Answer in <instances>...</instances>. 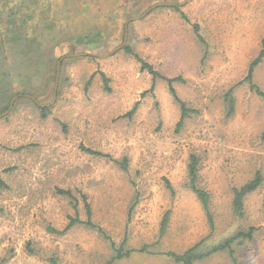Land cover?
<instances>
[{
	"label": "rangeland",
	"instance_id": "rangeland-1",
	"mask_svg": "<svg viewBox=\"0 0 264 264\" xmlns=\"http://www.w3.org/2000/svg\"><path fill=\"white\" fill-rule=\"evenodd\" d=\"M13 32L26 43L6 44L0 95V115L17 96L0 118V264H106L114 253L97 230L49 231L86 220L82 195L92 223L135 251L111 264H178L166 254L201 242L206 256L194 264H264V99L245 82L264 39V0H0V37ZM73 54L82 56L62 60L54 94L57 62ZM165 79H182L173 87L189 112L179 128ZM252 81L264 91V59ZM192 155L212 229L189 187ZM256 177L236 215L234 191ZM250 228V240L231 244L235 263L212 252Z\"/></svg>",
	"mask_w": 264,
	"mask_h": 264
},
{
	"label": "trees",
	"instance_id": "trees-1",
	"mask_svg": "<svg viewBox=\"0 0 264 264\" xmlns=\"http://www.w3.org/2000/svg\"><path fill=\"white\" fill-rule=\"evenodd\" d=\"M13 17L15 18L16 15L13 16L12 14H8L6 19L8 21H10ZM13 24H14V22H13ZM196 36L198 39L201 38L198 33L196 34ZM0 39H1L0 40V78H1L0 79V86H1L0 95H1L2 93L5 92L6 86H8V83H7L8 77L7 76H10L7 73L9 70L5 69V66H6L7 60H8V57L6 56L7 51H8V47L6 44L9 42L10 43L15 42V45L17 47H23V45L26 43V41H25L26 39L20 32H17V33L13 32V34L5 35L2 38L0 37ZM126 51L130 52V50L128 48H126ZM136 58H138V57H136ZM263 59H264V39L261 41V48H260L258 56L254 60L251 61L250 65L248 67L247 76L245 78V82H247L249 84L250 90L253 91L257 97L262 98V99H264V91L260 90L253 83L252 74H253L254 69L262 62ZM138 60L140 61V59H138ZM144 69L148 70V72L152 75L153 80L160 78L158 76V74L153 69H151L150 66L142 63V70H144ZM165 80L168 84V89H169L171 96L173 97L174 101L180 107L181 116H180V120L177 124V128H179L181 126L184 118H186L188 116V112H189L188 109L186 108V105L182 101H180L178 99V97L176 96V93H175V90L173 87V84L175 82H182V79H165ZM232 91H233L232 89L229 90L228 93L225 95V100L228 103L227 116H231L233 114V111H234V100L232 97ZM3 102H5V101H3ZM4 104L8 105L7 101ZM35 104L40 108L41 117L46 118L47 114H48V106H43V105L40 106V104H38V102ZM6 109H7V106H6ZM134 110H133V112H134ZM132 113H130V114H132ZM262 137L264 138V132L262 134ZM91 153L95 154V155L97 154L95 152H91ZM197 173H198V159L194 155H192L190 157V164L188 166L189 187H190L191 191L197 196V198L201 202L202 209L206 213V217L208 220L209 227H210V229H212L213 219H212V216L210 215V211H209V196L205 191H203L197 187V179H198ZM260 183H261V180L259 179V177H256L254 180L249 181L244 186H242L240 189H236L234 191V198H233L232 206H233V211L236 215H240L242 213L243 198L246 195L254 192L259 187ZM0 185L2 186L1 179H0ZM58 194L64 195L69 200H71V202L73 203L74 210H77V207H78L77 206L78 205L77 199L73 196V194L70 191L58 190ZM81 199L83 201V207H84V210L86 213V220L82 221L78 217L71 218L68 225L64 228L63 231L58 232V231H55L52 228H50L49 229L50 232L61 235V234L66 233L68 230H70L75 225H84V226H87L89 228L97 230L104 237V239H106L109 242L110 247L114 253L113 257L106 264H111L114 261L129 257V255L132 252H135V251H123L122 248H120V247L117 248L115 243L112 242L111 239L107 235H105V233L102 231V229L98 228L95 224L92 223L90 205L88 204L86 197L84 195L81 196ZM167 222H168V215H165L163 218L162 224H161V234L164 232V229L166 227ZM254 232H255V229L250 228L245 233H238L235 236L226 240L224 242V244H221V245L217 246L216 248H214L212 250V252L227 250L231 259L235 263V259L233 257V251L231 249V244L233 242H235L236 240H239V239H249L250 240L252 238ZM201 243L195 245L194 247H192L191 249L187 250L186 252H184L182 254L167 253L166 256L171 258L175 263H178V264H194L195 261L200 260L202 257L206 256V255H199L197 253V250H198ZM137 252H140V253L145 252L146 253L147 252L146 247L141 248ZM52 264H56V263L52 262Z\"/></svg>",
	"mask_w": 264,
	"mask_h": 264
},
{
	"label": "water",
	"instance_id": "water-1",
	"mask_svg": "<svg viewBox=\"0 0 264 264\" xmlns=\"http://www.w3.org/2000/svg\"><path fill=\"white\" fill-rule=\"evenodd\" d=\"M187 1H190V0H187ZM158 6H172V5H169V4H158V5H155L153 8L158 7ZM138 19H140V17L135 18L133 20H138ZM128 22H129V20L126 22V27L125 28H127ZM126 38H127V29H125V35H124V42H123V44L120 47L116 48L114 51H112L111 54H113L114 52H116L119 49H121V48L124 47ZM80 56H82V54H73V55H68V56L62 57V58H60L58 60L57 65H56V75H55V78L56 79H55V86H54V94L56 93V90H57V81H58V78H59L60 66H61L62 60L65 59V58H76V57H80ZM25 97L30 98L32 101H34L35 103H37L34 98L29 97V96H25ZM16 99H17V96L13 97V99L10 101V104H9V107H8L7 111H5L4 113H2L0 115V118L6 116L9 113V111L11 110V108L13 106V103H14V101ZM43 106H47V105H43Z\"/></svg>",
	"mask_w": 264,
	"mask_h": 264
}]
</instances>
